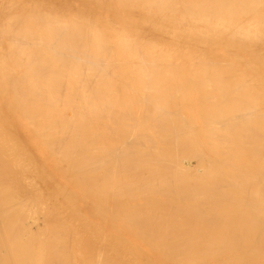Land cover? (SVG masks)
I'll return each instance as SVG.
<instances>
[{"label":"bare ground","instance_id":"1","mask_svg":"<svg viewBox=\"0 0 264 264\" xmlns=\"http://www.w3.org/2000/svg\"><path fill=\"white\" fill-rule=\"evenodd\" d=\"M0 264H264V0H0Z\"/></svg>","mask_w":264,"mask_h":264}]
</instances>
